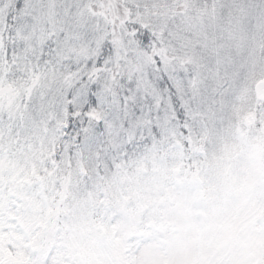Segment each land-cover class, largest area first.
Here are the masks:
<instances>
[{
  "label": "snow or ice",
  "instance_id": "6c2138e0",
  "mask_svg": "<svg viewBox=\"0 0 264 264\" xmlns=\"http://www.w3.org/2000/svg\"><path fill=\"white\" fill-rule=\"evenodd\" d=\"M234 120L264 131V0H0V264H80L70 239L115 222L129 168Z\"/></svg>",
  "mask_w": 264,
  "mask_h": 264
},
{
  "label": "rangeland",
  "instance_id": "374dc122",
  "mask_svg": "<svg viewBox=\"0 0 264 264\" xmlns=\"http://www.w3.org/2000/svg\"><path fill=\"white\" fill-rule=\"evenodd\" d=\"M236 124L222 126L193 159L162 154L135 163L117 188L123 199L115 222L79 225L69 254L80 264H209L222 253L259 264L264 131L247 133L240 143Z\"/></svg>",
  "mask_w": 264,
  "mask_h": 264
},
{
  "label": "trees",
  "instance_id": "16d2710c",
  "mask_svg": "<svg viewBox=\"0 0 264 264\" xmlns=\"http://www.w3.org/2000/svg\"><path fill=\"white\" fill-rule=\"evenodd\" d=\"M97 221H99V220H97Z\"/></svg>",
  "mask_w": 264,
  "mask_h": 264
}]
</instances>
